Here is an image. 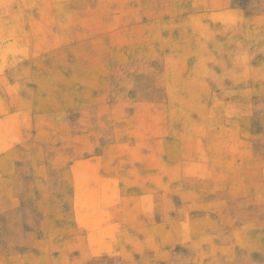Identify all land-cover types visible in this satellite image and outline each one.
<instances>
[{"label": "rangeland", "instance_id": "rangeland-1", "mask_svg": "<svg viewBox=\"0 0 264 264\" xmlns=\"http://www.w3.org/2000/svg\"><path fill=\"white\" fill-rule=\"evenodd\" d=\"M150 149L154 240L107 180ZM0 264H264V0H0Z\"/></svg>", "mask_w": 264, "mask_h": 264}, {"label": "crops", "instance_id": "crops-1", "mask_svg": "<svg viewBox=\"0 0 264 264\" xmlns=\"http://www.w3.org/2000/svg\"><path fill=\"white\" fill-rule=\"evenodd\" d=\"M149 137H151V131H150ZM117 138H119L118 135H117ZM106 156H108V161H109L108 168H107V172H108L107 180L110 186H113V187L119 186L121 183H123L126 187L122 188V190L124 192H128V191L130 192V191H135L132 187L136 185H139V186L141 185L139 190L141 189L140 193H143V194H139V197L138 195L133 196L132 198L136 202H138V208L136 209L137 210L136 216L138 215L143 216L142 219L138 220L140 221L139 223L144 224L145 226L143 233L145 234L148 233L147 238L149 240H154L155 236H152V234L155 233V229L157 225V215H156V208H157L156 200H157V193H158L157 183H158V180L160 184L163 183L162 178H159V179L157 178L158 176L157 166H156L157 165V153L150 149L147 155L141 154V156L144 159L148 160V167L143 168L142 174L138 176L136 173H134V171H137V169L135 168L133 169L134 167L133 164H132L133 166L130 169H124L121 167L112 166L114 165V162H113L114 160H119L122 158L121 154L118 153L114 155L116 156L114 157L113 155L110 156L109 153H107ZM204 170L205 168H198L192 171L190 170L191 172H195V173L189 174L190 171L188 169L185 171L184 169L180 167V168L175 169L174 174L171 173L168 175L166 173L165 174L166 178L164 179L165 180V183H164L165 184V187H164L165 194L163 196L165 203L169 204L170 202L172 203L174 200L175 201L177 200V198H174L173 196L169 195L170 192L177 191L178 193H185L186 190H188L191 194V197L188 198L189 201L184 199L183 196L179 195V199L177 200L180 203L179 206L181 208H188V209L204 208L206 206L205 198H204L205 190L202 189L203 188L202 181L200 182V179L201 178L203 179L204 178L203 176H205ZM120 171L125 173L123 178H120V175H119ZM216 174H220V177L222 176V179H219L220 187L218 189L219 193L221 194L225 192V187L223 186L221 187V185L225 183V179L228 176H230V174L226 172L223 173V171H221V173H216ZM189 175L193 177L189 178ZM174 184L176 185L175 188L173 186ZM194 196H196V201H193ZM135 198H138V199L136 200ZM225 204L226 203H223L222 205L225 206ZM191 213L192 212H188L186 215L183 214V219L175 220L172 218H167V222L186 223L188 225L190 224L193 225L194 223L209 221L211 217L209 214L208 215L203 214V216H201L200 214H196L192 216ZM222 215L229 218L230 217L229 210L226 208H223V210L221 211V216ZM144 216H146L147 220L144 219ZM220 221H221V217H220ZM186 232L188 233V238H190L191 231L188 230ZM246 233H247V226L245 225L244 227L240 229V232L238 230H235L234 235H231V238H233L234 240H244V241L251 240L252 238L250 237V235L247 236Z\"/></svg>", "mask_w": 264, "mask_h": 264}]
</instances>
